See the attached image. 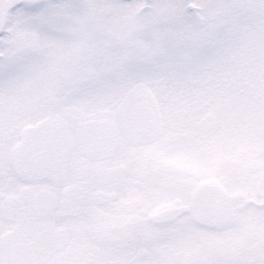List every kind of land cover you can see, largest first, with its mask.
<instances>
[{"label": "snow or ice", "instance_id": "snow-or-ice-1", "mask_svg": "<svg viewBox=\"0 0 264 264\" xmlns=\"http://www.w3.org/2000/svg\"><path fill=\"white\" fill-rule=\"evenodd\" d=\"M0 264H264V0H0Z\"/></svg>", "mask_w": 264, "mask_h": 264}]
</instances>
